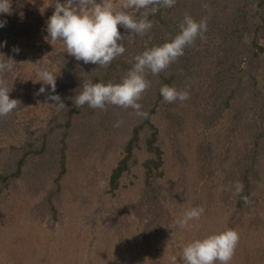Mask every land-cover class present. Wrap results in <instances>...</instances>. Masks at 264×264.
<instances>
[{
    "label": "trees",
    "instance_id": "1",
    "mask_svg": "<svg viewBox=\"0 0 264 264\" xmlns=\"http://www.w3.org/2000/svg\"><path fill=\"white\" fill-rule=\"evenodd\" d=\"M114 3L119 8L122 0ZM204 4L208 7L204 8ZM54 10L55 0H11V14L0 13V21H6L0 28V62L14 59L13 70L3 75L12 89L10 98L18 100L12 113L0 117V202L5 191L31 171L36 185L30 186V190L36 192L38 186L50 185L40 204L56 212L61 181L76 148L82 150L93 144L101 130L107 132L106 136L125 127L127 138L120 144L121 156L111 170L108 185L115 192L134 169L139 167L143 172V187L134 213L142 227L141 251L147 254L152 246V233L159 231L166 211L160 186L165 164L160 123L164 119L171 127L182 126L190 113L202 123L205 133L230 121L223 143H229L227 151L234 168L233 201L237 209L233 213L255 203L251 200L257 165L264 153V0H176L173 7H160L148 17L153 27L144 35H133L127 40L130 33L120 26L126 50L105 67L77 61L66 52L62 41L57 40L54 45L50 42L47 21ZM186 15L197 21L207 17V31L203 39L197 38L159 75L149 72L147 79L151 86L138 101L146 117L137 116L132 108L115 105H106L105 109H93L87 104L81 108L74 106L75 96L85 82H120L138 54L170 41L179 33ZM14 48H19V52L13 51ZM32 65L38 67L32 71L34 75ZM41 68L57 75L55 94L60 96L64 107L52 106L57 102L48 99L52 94L50 86L48 92L37 95L43 85L42 81H36ZM166 84L188 91L189 99L165 102L160 89ZM28 89L37 91L34 97L41 105L47 104L49 120L37 124L33 120L14 122L12 116H22L34 98L24 92ZM164 112L166 115L162 116ZM117 121H122L119 127L114 126ZM13 123L22 129L17 130L11 126ZM11 129L17 142L2 143V135L11 136ZM219 146L204 135L199 147L212 161ZM237 181L244 185L239 195L234 194ZM245 196L249 203H245Z\"/></svg>",
    "mask_w": 264,
    "mask_h": 264
},
{
    "label": "rangeland",
    "instance_id": "2",
    "mask_svg": "<svg viewBox=\"0 0 264 264\" xmlns=\"http://www.w3.org/2000/svg\"><path fill=\"white\" fill-rule=\"evenodd\" d=\"M37 69L30 66L33 75ZM45 89L48 92L49 86ZM24 92L34 97L37 91ZM29 103L22 116H12L14 122L33 120L37 124L50 119L47 104L41 105L35 97ZM11 126L22 129L15 123ZM230 126V121L222 122L205 133L202 123L190 113L182 126L171 127L161 121L165 164L160 186L166 211L159 231L152 233L147 254L141 251L142 227L134 213L143 172L139 167L134 169L115 192L108 185L111 170L121 156L120 144L127 138V129L120 127L106 136L101 130L93 144L76 148L61 181L56 212L40 204L50 185H37L36 192L30 190L36 185L31 171L5 191L0 202V264H171L169 257L173 255L176 264H183L184 246L227 228L238 229L240 235L229 264H264V153L257 165L251 200L255 203L233 213L237 209L233 201L234 168L227 151L229 143H223ZM9 132L11 136L2 135V143L17 142L14 129ZM204 135L220 144L212 161L199 147ZM200 206L205 209L200 219L184 228L175 224L186 211Z\"/></svg>",
    "mask_w": 264,
    "mask_h": 264
},
{
    "label": "clouds",
    "instance_id": "3",
    "mask_svg": "<svg viewBox=\"0 0 264 264\" xmlns=\"http://www.w3.org/2000/svg\"><path fill=\"white\" fill-rule=\"evenodd\" d=\"M175 3L176 0H122L118 8L114 0H65L63 3L55 0V10L47 21L48 37L53 45L57 40L62 41L66 52L77 61L105 67L126 50L122 42L125 36L121 34L120 26L129 31L127 40L133 35H144L153 27L148 17L158 12L160 7L171 8ZM202 6L208 7L207 4ZM0 13L11 14V0H0ZM5 24L6 21H0V28ZM206 31L207 17L197 21L186 15L180 24L179 33L170 41L138 54L133 67L120 82H85L82 91L75 96L74 106L81 108L87 104L93 109H105L106 105H115L125 109L132 108L137 116L146 117L147 113L141 111L142 105L138 101L151 86L147 79L149 72L159 75L184 54L186 47L193 45L197 38L203 39ZM13 51L18 53L19 48H14ZM13 61L14 59L8 58L6 62H0V117L9 115L18 106V100L10 98L12 89H9L3 75L13 70ZM38 76L36 81H42L43 85L37 95L44 93V85H48L52 93L48 99L64 107L60 96L55 94L57 75L47 68H41ZM160 94L168 103L189 99L188 91L179 90L174 85L162 86ZM121 123L122 121H117L114 126L119 127ZM243 188L244 185L237 181L234 194H241ZM243 199L245 203H249L248 197ZM204 212L202 206L193 207L174 222L184 228L190 221L200 219ZM239 240V231L235 228L195 239L182 250L183 264H229ZM169 260L171 264H176L177 257L170 256Z\"/></svg>",
    "mask_w": 264,
    "mask_h": 264
}]
</instances>
